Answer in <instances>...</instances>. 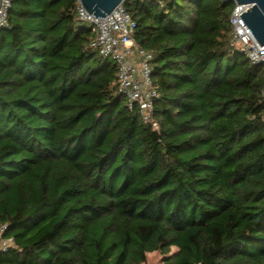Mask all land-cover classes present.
<instances>
[{
	"label": "trees",
	"instance_id": "trees-1",
	"mask_svg": "<svg viewBox=\"0 0 264 264\" xmlns=\"http://www.w3.org/2000/svg\"><path fill=\"white\" fill-rule=\"evenodd\" d=\"M77 4L10 0L0 28V264H264V66L235 3L124 0L158 129Z\"/></svg>",
	"mask_w": 264,
	"mask_h": 264
},
{
	"label": "built area",
	"instance_id": "built-area-1",
	"mask_svg": "<svg viewBox=\"0 0 264 264\" xmlns=\"http://www.w3.org/2000/svg\"><path fill=\"white\" fill-rule=\"evenodd\" d=\"M244 5L235 3V9L231 14L230 22L233 28L231 44L245 54L253 64L264 66V46L257 42L239 15L240 6ZM9 7L10 0H0V28L8 27ZM76 10L78 20L88 25L95 34L91 47L102 57L116 63L119 92L126 97L129 108L138 107L144 121L150 122L158 129V124L152 117L155 101L159 97L151 79L153 58L135 43L133 37L136 22L130 17L123 3L106 17L89 14L80 0ZM261 96L264 102V85ZM4 231L5 226L0 227V252H5L14 245L13 239L3 237Z\"/></svg>",
	"mask_w": 264,
	"mask_h": 264
},
{
	"label": "water",
	"instance_id": "water-1",
	"mask_svg": "<svg viewBox=\"0 0 264 264\" xmlns=\"http://www.w3.org/2000/svg\"><path fill=\"white\" fill-rule=\"evenodd\" d=\"M89 14L95 17H106L124 0H80ZM244 5L240 6V16L251 30L257 42L264 46V0H227Z\"/></svg>",
	"mask_w": 264,
	"mask_h": 264
},
{
	"label": "rangeland",
	"instance_id": "rangeland-1",
	"mask_svg": "<svg viewBox=\"0 0 264 264\" xmlns=\"http://www.w3.org/2000/svg\"><path fill=\"white\" fill-rule=\"evenodd\" d=\"M176 251V248H172L170 255ZM164 257V254H162L160 251L147 254V262L145 264H164Z\"/></svg>",
	"mask_w": 264,
	"mask_h": 264
},
{
	"label": "crops",
	"instance_id": "crops-1",
	"mask_svg": "<svg viewBox=\"0 0 264 264\" xmlns=\"http://www.w3.org/2000/svg\"><path fill=\"white\" fill-rule=\"evenodd\" d=\"M149 254H151V253H149Z\"/></svg>",
	"mask_w": 264,
	"mask_h": 264
}]
</instances>
